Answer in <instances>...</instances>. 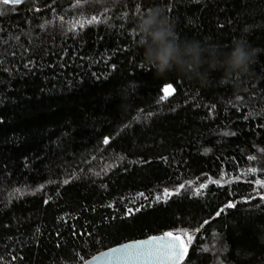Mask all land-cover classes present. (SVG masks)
Listing matches in <instances>:
<instances>
[{"label": "trees", "instance_id": "1", "mask_svg": "<svg viewBox=\"0 0 264 264\" xmlns=\"http://www.w3.org/2000/svg\"><path fill=\"white\" fill-rule=\"evenodd\" d=\"M154 7L179 38L254 49L242 90L145 66L135 23ZM0 9V264H82L188 232L181 264H264V0Z\"/></svg>", "mask_w": 264, "mask_h": 264}, {"label": "clouds", "instance_id": "2", "mask_svg": "<svg viewBox=\"0 0 264 264\" xmlns=\"http://www.w3.org/2000/svg\"><path fill=\"white\" fill-rule=\"evenodd\" d=\"M135 31L142 61L158 77L176 73L205 87L212 73L220 72L238 94L242 78L250 75L255 62V50L242 40L233 41L231 49L225 52L215 45L179 38L173 22L158 7L137 18Z\"/></svg>", "mask_w": 264, "mask_h": 264}, {"label": "snow or ice", "instance_id": "3", "mask_svg": "<svg viewBox=\"0 0 264 264\" xmlns=\"http://www.w3.org/2000/svg\"><path fill=\"white\" fill-rule=\"evenodd\" d=\"M23 0H0V3L3 5H19L22 3ZM6 9H0V15H3L5 13ZM96 21V17H93L89 23H93ZM83 26V25H81ZM175 88L172 84L166 85V87L163 89L164 96L161 97V99H166L167 97L171 96L175 92ZM105 144L108 143V140L105 139ZM167 191V190H166ZM227 207L231 208L233 207L232 204L227 205ZM223 212V209H221V212H218L217 215H220ZM207 223V222H206ZM167 237L170 238L167 242H165L163 239L161 240H152V241H143V242H137L135 244H129L124 245L121 248L118 249H112V254H119L123 255L129 259H139V258H153V257H172L176 255V247L177 245L174 243L175 240H178V236H173L172 233H166ZM183 247V245H181ZM187 252V249L185 248L183 252H181L179 255L183 256Z\"/></svg>", "mask_w": 264, "mask_h": 264}, {"label": "water", "instance_id": "4", "mask_svg": "<svg viewBox=\"0 0 264 264\" xmlns=\"http://www.w3.org/2000/svg\"><path fill=\"white\" fill-rule=\"evenodd\" d=\"M25 1H28V0H23V2ZM173 236H177V235H173ZM161 239H163L165 242L170 240L169 237L163 234V235H154V236H149V237L142 238V239L125 242L123 244L116 245L100 253H97L96 255L87 259L82 264H181L185 260L187 256V252L183 256L179 255L186 248V246L184 245L180 237L178 240L174 241L177 247H176V255L172 257L161 256L158 258L153 257L150 259L149 258L129 259L123 255L112 254V251H111L112 249L121 248L124 245L135 244L137 242H143V241L161 240ZM181 245H183V247H181Z\"/></svg>", "mask_w": 264, "mask_h": 264}, {"label": "rangeland", "instance_id": "5", "mask_svg": "<svg viewBox=\"0 0 264 264\" xmlns=\"http://www.w3.org/2000/svg\"><path fill=\"white\" fill-rule=\"evenodd\" d=\"M262 186L264 187V183L262 184ZM194 236H195V232H188V233H185L180 238L183 241L184 245H188L192 241Z\"/></svg>", "mask_w": 264, "mask_h": 264}]
</instances>
